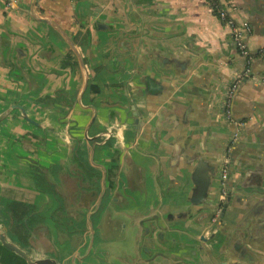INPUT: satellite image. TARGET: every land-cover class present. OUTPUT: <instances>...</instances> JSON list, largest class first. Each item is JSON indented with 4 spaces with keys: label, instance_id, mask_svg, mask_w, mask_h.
<instances>
[{
    "label": "crops",
    "instance_id": "obj_1",
    "mask_svg": "<svg viewBox=\"0 0 264 264\" xmlns=\"http://www.w3.org/2000/svg\"><path fill=\"white\" fill-rule=\"evenodd\" d=\"M232 2L253 58L223 230L205 242L194 181L223 156V96L244 64L228 25L206 0H0V227L44 197L47 213L82 211V196L118 259L147 257L153 222L145 244L165 264H264V0Z\"/></svg>",
    "mask_w": 264,
    "mask_h": 264
},
{
    "label": "flooded vegetation",
    "instance_id": "obj_2",
    "mask_svg": "<svg viewBox=\"0 0 264 264\" xmlns=\"http://www.w3.org/2000/svg\"><path fill=\"white\" fill-rule=\"evenodd\" d=\"M115 199V204L119 203L118 198ZM55 201L58 203L57 199L44 197L37 208L31 209L20 221H14L12 212L6 210L9 222L6 228L0 227V232L6 241L24 250L26 256L5 245L0 238V264H117L116 260H121L110 255V240L105 237L109 232H102L93 224V214L100 201L92 209L87 208V200L83 199L82 211L65 213L57 205L47 213L46 203ZM146 252L149 258L152 253Z\"/></svg>",
    "mask_w": 264,
    "mask_h": 264
},
{
    "label": "water",
    "instance_id": "obj_3",
    "mask_svg": "<svg viewBox=\"0 0 264 264\" xmlns=\"http://www.w3.org/2000/svg\"><path fill=\"white\" fill-rule=\"evenodd\" d=\"M249 75L245 76L241 80L240 84ZM240 84H239V86H240ZM17 106L20 107V105H17ZM134 115H136V114H134ZM134 122H136V123L138 122V116H135ZM137 133H143V132L140 131V130H136L135 134H137ZM162 140H163V138H162ZM227 141H228V139H227ZM227 141H226V144H225V147H224L223 156L221 158H219V160H218V162L216 164L215 170L213 169V171H211V174H208V173H206L207 171L204 172V170H203L204 175L202 177V180L196 181L197 180V178H196L195 181H194V183L196 182L195 185H196V189H197L198 194H199V198L198 199H200L198 201V203H202L203 202L202 203L203 206L200 207V209H201L200 210L201 211L200 214L204 213L205 215H204V217H201L200 220L203 221V223L205 225V229H207V231H208V234L206 236H203V240L205 242H208L209 240L210 241L214 240L215 239V235L217 234V232L219 230H223V228H221L222 218H223V216H224V214H225V212H226V210L228 208L229 201H230L231 186L229 184V180H230V175H231L232 162L234 161V156H231V152H230V156H229V160H228V172H227L226 177L224 179L225 197L224 198H220V191H221V186H222L220 165H221L222 158L224 157V154H225ZM136 143H137V141L134 140V144H136ZM201 170H202L201 169V164L197 163L196 166H195V171L194 172L199 174V172L201 173ZM217 170H218V172H217ZM213 178H217L218 185H214L213 184V181H212ZM80 199L83 200L82 196L80 197ZM93 199H95V196L93 197ZM192 203L195 204V203H197V201H192ZM87 208H89V206ZM153 217L158 219L157 215L153 216ZM155 228H156V224L153 223V222H150L147 226L146 225L143 226V230H142V233H141V242H140L141 244H140L139 248L142 247L144 250L150 252L151 248L147 244H145L146 243L145 241L149 240V241H152L154 243L153 232H154ZM0 238L5 243V245H7V246H9L11 248H14L20 254L26 256V252L24 250H22L21 248L15 246L11 242L6 241L5 238H4V234L2 232H0ZM161 241H162V239H161ZM162 242H164V241H162ZM198 248L202 249V251H204V252H207V250H208V246L207 245H201V247L198 246ZM156 256H161V257L165 256V257H167V254L162 252V251H157V252H154L149 257V259H153ZM211 260H212V262L214 264H218V262H216V260L212 259V257H211ZM180 263L181 264H185L184 260H180ZM222 264H224V263L222 262Z\"/></svg>",
    "mask_w": 264,
    "mask_h": 264
},
{
    "label": "built area",
    "instance_id": "obj_4",
    "mask_svg": "<svg viewBox=\"0 0 264 264\" xmlns=\"http://www.w3.org/2000/svg\"><path fill=\"white\" fill-rule=\"evenodd\" d=\"M208 6L217 14L220 20H222L230 29L231 42L236 49L237 54L244 59L243 67L238 70L232 79L229 81L226 90L224 92L223 101H222V114L223 118L234 124V128L231 131L224 157L222 158L220 165L221 173V191L220 198L225 197V186L224 179L228 172V160L230 152L234 142L237 140L240 130L244 124L241 120H236L232 113V104L236 94V91L239 87L241 80L250 74L251 72V61L252 54L249 50L246 38L247 33L249 32V24L244 20H238L234 12L236 11V6L233 4L232 0H206ZM14 0H8V5H13ZM260 52L264 53V46L259 48Z\"/></svg>",
    "mask_w": 264,
    "mask_h": 264
},
{
    "label": "rangeland",
    "instance_id": "obj_5",
    "mask_svg": "<svg viewBox=\"0 0 264 264\" xmlns=\"http://www.w3.org/2000/svg\"><path fill=\"white\" fill-rule=\"evenodd\" d=\"M128 230H130V228ZM128 230L125 232V234L129 237V234L131 235V232ZM4 250L5 252H8L6 249ZM5 252L3 251L4 254ZM136 256H138V258H136ZM116 261L117 264H165L166 262L165 258L161 256H156L153 259L142 258L137 252L134 251L133 248H131L129 255L125 256L121 260H116Z\"/></svg>",
    "mask_w": 264,
    "mask_h": 264
}]
</instances>
